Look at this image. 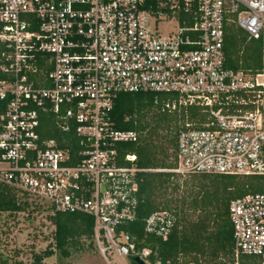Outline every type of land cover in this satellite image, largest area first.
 Masks as SVG:
<instances>
[{
    "label": "built area",
    "instance_id": "built-area-1",
    "mask_svg": "<svg viewBox=\"0 0 264 264\" xmlns=\"http://www.w3.org/2000/svg\"><path fill=\"white\" fill-rule=\"evenodd\" d=\"M230 23L260 41V73L225 68ZM128 93L174 95L163 110L206 115L177 133L173 169H140L125 148L140 136L110 114ZM146 171L264 176V0H0V185L90 217L106 264L145 261L122 226L136 219ZM227 217L230 264H264V192L232 200ZM173 223L154 212L144 231L165 239Z\"/></svg>",
    "mask_w": 264,
    "mask_h": 264
},
{
    "label": "trees",
    "instance_id": "trees-1",
    "mask_svg": "<svg viewBox=\"0 0 264 264\" xmlns=\"http://www.w3.org/2000/svg\"><path fill=\"white\" fill-rule=\"evenodd\" d=\"M260 46L259 40L248 37L233 23L228 24L223 42L225 68L252 75L260 73ZM167 102H177V97L128 93L120 94L114 100L110 114L113 127L135 131L140 136L136 145L125 147L136 154L140 169H173L179 130L186 123L194 129H202L207 121L199 107L189 106L169 112L163 110ZM193 175H201V179L183 185L171 172L146 171L137 175L136 219L123 225L122 230L132 238V252L148 250L147 264L231 263L233 240L227 217L229 203L249 193L264 192V176ZM31 205L12 189L0 185V214L13 216L24 213ZM45 210L54 228L52 244L43 252L34 253L30 264H68L66 260L75 254L94 249L90 217L56 213L49 208ZM160 211H167L174 217L165 239L144 231V220ZM49 258H54V261L46 262ZM134 258L128 257L130 264H136ZM244 260L249 261L242 257L241 263ZM0 264H11L1 252ZM13 264L23 263L17 261Z\"/></svg>",
    "mask_w": 264,
    "mask_h": 264
},
{
    "label": "rangeland",
    "instance_id": "rangeland-1",
    "mask_svg": "<svg viewBox=\"0 0 264 264\" xmlns=\"http://www.w3.org/2000/svg\"><path fill=\"white\" fill-rule=\"evenodd\" d=\"M161 30L165 34L163 31L164 26L161 27ZM175 175V178L181 185L201 179V175ZM34 208H36L35 211H33ZM29 212L31 215L28 216ZM48 214L45 208L35 204L31 205L28 211L24 213L13 216L5 213L0 214V252L2 256L8 258L11 264L17 261L23 264H30L34 253L43 252L48 246H51L54 228L47 218ZM53 261L54 258L46 260L48 263H52ZM66 262L68 264H106L93 248L83 253L75 254L72 258L66 260ZM242 263L249 264L250 262L244 260ZM111 264L130 263L127 258L114 260Z\"/></svg>",
    "mask_w": 264,
    "mask_h": 264
},
{
    "label": "water",
    "instance_id": "water-1",
    "mask_svg": "<svg viewBox=\"0 0 264 264\" xmlns=\"http://www.w3.org/2000/svg\"><path fill=\"white\" fill-rule=\"evenodd\" d=\"M134 262L136 264H146L145 261L141 257H139V256H137V257L134 258Z\"/></svg>",
    "mask_w": 264,
    "mask_h": 264
}]
</instances>
